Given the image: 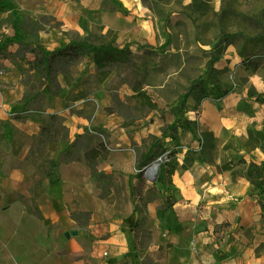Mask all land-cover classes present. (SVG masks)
<instances>
[{"label": "rangeland", "instance_id": "rangeland-1", "mask_svg": "<svg viewBox=\"0 0 264 264\" xmlns=\"http://www.w3.org/2000/svg\"><path fill=\"white\" fill-rule=\"evenodd\" d=\"M0 18H8L0 24V33L6 35L0 36V45L8 43L6 51L16 47L15 35L53 49L73 37L89 34L93 25L102 26L103 31L112 29L119 46L127 45L136 51L133 66L112 71L103 82L96 80L94 66L88 59L71 67L72 76L84 81L83 87L96 104L88 120L89 126L105 127L110 134L111 152L106 160L99 159V168L112 174L106 194L81 164L76 169L63 171L70 187L67 207H61L62 212L57 210V216L64 223L61 230L73 237L74 247L78 248L83 241L95 242L117 234L119 243L133 242L126 255L131 264L133 258L138 259V264H163L165 246L159 249L153 245L155 223L147 207L164 208L174 197L172 183L165 174V163L175 164L179 171L192 158L204 164L213 163L214 156L220 153L240 152L250 159L255 155L247 154L257 147L264 151V118L261 130L256 121L244 136L235 135L220 141L212 131L203 130L200 103L187 95L191 83L205 75L207 61L216 60L214 66L218 67L216 62L230 44L237 50L245 47L246 54L263 47L264 0H220L219 5L213 0H0ZM6 37L9 41H5ZM260 38L262 42L248 43ZM260 56L263 61L264 54ZM2 66L5 70L8 68L0 50V70ZM219 69L222 71L220 82L236 87V93H245L248 98V92H259L251 81L257 76L246 72L245 64ZM257 72L263 75L264 69ZM262 78L264 89V76ZM36 80L33 77L32 82ZM128 80L142 82L158 108L146 110L142 117L135 110L125 111V116L106 113L104 108L111 105L112 94L133 105ZM24 87V95L39 91L38 88L28 91ZM60 89L54 95L46 93L39 101L41 108L52 107ZM68 105L70 112L81 103L71 101ZM62 106L65 108L64 98ZM28 143L29 140H25L24 149ZM135 144L143 153L157 149L156 159L139 167L133 150ZM237 156L233 157L237 159ZM19 163V157L9 156L4 170L8 173ZM226 163L231 165L233 161ZM236 165H240L241 172L246 169V164L239 159ZM154 187L159 191L154 192ZM222 226L216 228L219 233ZM72 231H77L78 235H71ZM218 236L222 238L225 234ZM56 255H64L61 264L99 263L98 256L84 250L70 253L59 250ZM89 256L92 260L87 259ZM228 262L237 264L231 259Z\"/></svg>", "mask_w": 264, "mask_h": 264}, {"label": "crops", "instance_id": "crops-1", "mask_svg": "<svg viewBox=\"0 0 264 264\" xmlns=\"http://www.w3.org/2000/svg\"><path fill=\"white\" fill-rule=\"evenodd\" d=\"M213 1L217 5L220 3V0ZM230 45L216 62L218 67H215L242 64L236 46ZM250 62L248 67L245 66L246 72L257 76L251 81L259 91L257 94H260L264 91V74L257 71L264 69V60L261 56L253 55ZM4 64L8 68L5 70L2 66L0 70V121L10 119L11 110L20 106L26 90L20 69L7 60H4ZM60 82L59 94L46 112H56L64 117L72 140L83 132L84 127L89 126V122L62 106L69 87L62 78ZM241 94L233 91L219 100H202L200 116L204 122L203 130L212 131L220 141H227L235 135L244 136L256 121L259 124L257 128L261 130L264 103L257 102L255 96L247 98V94ZM76 102L81 103L77 109L84 106L83 101ZM43 117V112L34 111L25 119L11 121L20 131L34 135L38 133L40 118ZM57 154L54 152L52 156L56 157ZM250 154L255 156L248 159L240 152L235 155L220 153L214 156L213 163L202 164L193 160L186 168L175 169L170 176L174 189L172 206L167 209L147 207L155 223L152 228L153 245H168L165 246L163 264H215L222 258L231 259L237 264H264V189L255 187L248 180L246 169L241 172L240 165H236L237 159L241 158L247 162H264V151L260 147L247 155ZM233 156H237V159ZM227 161H233L231 168L223 167ZM80 164L89 176L88 168L83 163L69 162L59 166L58 182L44 180L45 191L37 197L44 220L28 214L19 202L5 205L3 199V193L9 190L30 196L28 187L41 178L38 170L34 167L29 170L14 167L10 168L7 176L0 174V264H61L64 255L57 256L59 250L68 253L75 250L90 252L92 256H98V264H109L128 254L133 242L121 244L116 238L117 234L95 242L83 241L77 248L74 247L73 237H67V232L61 230L64 223L58 218L57 210L62 212L61 207H67L70 187L63 171L76 169ZM219 225L222 226L220 233L216 229ZM220 234L225 236L221 238L218 236ZM102 252H105L104 257H99ZM138 263L137 258L132 259V264Z\"/></svg>", "mask_w": 264, "mask_h": 264}, {"label": "trees", "instance_id": "trees-1", "mask_svg": "<svg viewBox=\"0 0 264 264\" xmlns=\"http://www.w3.org/2000/svg\"><path fill=\"white\" fill-rule=\"evenodd\" d=\"M5 20H8V18H0V24ZM11 26L12 28L15 27L13 24ZM93 27L89 34L73 37L66 44L53 49H47L39 42L24 41L18 35H15L16 47L14 49L6 51L8 43L5 42L0 45L3 60L9 61V63L20 69L21 80L27 90L39 89L34 94L26 92L20 106L11 110L10 119L0 121V174L2 176L8 175L4 170L7 156L20 158L17 168L25 169L32 166L41 174V178L28 187L30 196H25L15 190H9L5 196V205L19 202L28 214L39 220H44L45 217L37 203V197L45 191L43 186L45 179L52 182L60 180L59 166L61 164L69 162L83 163L88 168L90 178L100 184L102 193L107 194L109 182L112 178L111 173L99 168V159L106 160L111 152L110 134L107 129L100 126H87L83 128L82 133L77 134L70 140L69 129L64 123V118L56 112H46V109L41 108L39 104L46 93L54 95L60 89V79L62 78L69 87L64 99L65 108H69V102L81 100L84 106L81 109H70V112L90 120L95 112L96 104L89 97L90 93L87 89L83 87L84 81L72 76L71 67L88 59L94 66L96 80L103 82L112 71L121 67L133 66L135 53L129 46H119L117 44V35L112 29L103 31L102 26L93 25ZM0 36L4 38L6 35L0 33ZM262 40L263 38L248 40V43L262 42ZM5 41H9V39L6 37ZM244 46H246V43H244ZM238 54L242 58V64L248 67L251 63V56L264 54V45L257 52H250L249 54H246L245 47L240 48ZM215 61L211 59L207 61L205 75L194 80L187 91V95L191 96L197 103H201L204 99L219 100L236 90V87L220 82L222 71L214 66ZM33 77L37 79L34 83L32 82ZM128 84L133 91V105L123 102L117 94H112L111 105L104 108L106 113L117 112L125 116V111L135 110L138 116L142 117L146 110L158 108V103L143 87L142 82L128 80ZM252 96H255L257 102L264 103V96L261 93L248 92V97ZM33 104H38V106L35 108ZM34 111L46 113L44 118H40L37 134L27 135L11 121V119H25L27 115ZM25 140H29L26 149H24ZM133 150L136 163L141 168L155 160L154 156L158 154L157 149L151 153L150 150L147 153L139 152L140 148L136 144L133 145ZM54 152H58L56 157L52 156ZM192 161L193 158L190 159V162ZM239 162L246 164L248 180L255 187L264 189V162L257 163L252 160L247 162L243 158ZM165 165L167 168L165 174L168 181H170V176L174 173L176 165L173 163H165ZM187 166L188 164L184 163L181 167L186 168ZM230 166V163L223 165L224 168H230ZM155 190L159 191L154 187V192ZM172 202L173 199H170L164 209L171 207ZM147 232L148 235L151 234L150 231ZM161 248H163V245H159V249ZM87 259L92 260L90 256ZM109 264H131V262L125 255L120 260Z\"/></svg>", "mask_w": 264, "mask_h": 264}, {"label": "built area", "instance_id": "built-area-1", "mask_svg": "<svg viewBox=\"0 0 264 264\" xmlns=\"http://www.w3.org/2000/svg\"><path fill=\"white\" fill-rule=\"evenodd\" d=\"M215 264H231V263H229L228 260H226V259H221L218 262H216Z\"/></svg>", "mask_w": 264, "mask_h": 264}, {"label": "water", "instance_id": "water-1", "mask_svg": "<svg viewBox=\"0 0 264 264\" xmlns=\"http://www.w3.org/2000/svg\"><path fill=\"white\" fill-rule=\"evenodd\" d=\"M65 235L68 237V236H70V233L67 232ZM71 235H78V232L77 231H72Z\"/></svg>", "mask_w": 264, "mask_h": 264}]
</instances>
